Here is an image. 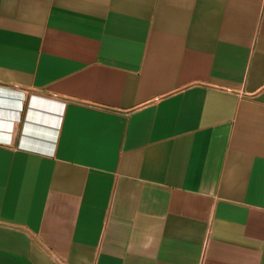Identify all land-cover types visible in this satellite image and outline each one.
I'll return each mask as SVG.
<instances>
[{
  "label": "crops",
  "instance_id": "1",
  "mask_svg": "<svg viewBox=\"0 0 264 264\" xmlns=\"http://www.w3.org/2000/svg\"><path fill=\"white\" fill-rule=\"evenodd\" d=\"M0 264H264V0H0Z\"/></svg>",
  "mask_w": 264,
  "mask_h": 264
},
{
  "label": "rangeland",
  "instance_id": "2",
  "mask_svg": "<svg viewBox=\"0 0 264 264\" xmlns=\"http://www.w3.org/2000/svg\"><path fill=\"white\" fill-rule=\"evenodd\" d=\"M12 97L13 96H16V93H12ZM30 95L34 96L32 93H29V92H25V96H26V99L24 101V106H23V111H22V121L24 119V116H25V113L27 111V108H28V101L30 100ZM17 97V96H16ZM19 97V96H18ZM21 121V122H22Z\"/></svg>",
  "mask_w": 264,
  "mask_h": 264
}]
</instances>
